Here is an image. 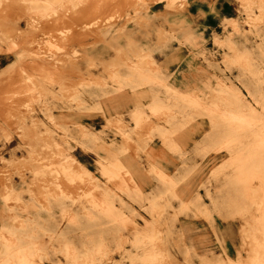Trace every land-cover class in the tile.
I'll list each match as a JSON object with an SVG mask.
<instances>
[{"label":"rangeland","instance_id":"obj_1","mask_svg":"<svg viewBox=\"0 0 264 264\" xmlns=\"http://www.w3.org/2000/svg\"><path fill=\"white\" fill-rule=\"evenodd\" d=\"M148 1L109 12L119 21L103 41L74 40L64 26L32 47L24 20L0 21V48L13 51L5 56L24 52L16 69L0 67L7 264H264V155L204 162L200 148L215 132L246 149L264 127V0ZM32 49L54 66L31 70L30 82ZM74 62L84 66L73 78ZM132 83L138 93L156 88L161 104L148 93L140 104L117 101L136 93ZM86 94L91 120H70Z\"/></svg>","mask_w":264,"mask_h":264},{"label":"bare ground","instance_id":"obj_2","mask_svg":"<svg viewBox=\"0 0 264 264\" xmlns=\"http://www.w3.org/2000/svg\"><path fill=\"white\" fill-rule=\"evenodd\" d=\"M163 0H158V2H162ZM167 7H170L172 0H164ZM150 7V3L148 0H0V21H3L2 23L9 24L14 23L15 25H19L22 20L25 21V23L30 26L33 29V32H35L34 35H32L30 38H28V43L32 46H38L40 47L42 45H46L47 43L53 42L55 39L59 38L61 36V32L59 30H63L65 27H71L70 29V35L73 36L72 39L74 40H80V41H87L89 36H93L96 38H99V41H103L108 34L112 32L113 29L117 27L116 23L119 21L118 19H115L110 16L108 13L111 11L116 10V12H127L130 13L131 11H137L140 9H147ZM33 8L42 9L44 12L40 11L37 12V16H34L32 14H29L26 16L25 10H32ZM107 14V17L105 15ZM113 23H111V21ZM37 27L41 28V35L38 33ZM105 37V38H104ZM13 39H9V41H12ZM72 41V40H71ZM18 50V47H17ZM12 47L3 49L0 48V67H2L4 64H7L3 68L6 67V72H9L10 70H14L17 68V65L22 64V54L20 56L14 55L9 57L5 55H9L12 53ZM29 55L32 56L34 59L36 58L38 62H30V63H23V72L25 73V77L30 82L33 80V75L30 73L33 69L40 70L41 76L47 75L49 72V69H51L53 65V59L50 58H41L43 54L41 52H36L35 50H30ZM20 57V58H19ZM149 58H152L150 56ZM18 59L17 61H14ZM14 61V62H13ZM163 61V60H162ZM165 61H163L164 63ZM71 75L74 78L75 75L80 74L82 66H84L81 62H74L71 63ZM2 68V69H3ZM90 69V66H89ZM132 87H127L131 89L133 92L136 91V93L133 95H130L128 93L121 94L120 96L116 97L117 101H125L132 99L136 104H140L144 102V100L147 98L146 93L150 97H153V101L156 102V104H161L162 98L158 94V90L155 89H149L147 92H140L142 88H138V85L136 83L131 84ZM33 86H29L26 88L27 91L31 90ZM125 89V88H124ZM26 91V92H27ZM115 89L111 90V93L114 92ZM122 93L121 89L119 88L116 92ZM127 92V91H124ZM89 99V96L86 94L84 95V107L81 108V99L79 102V107L77 110L73 107L75 105H78V100L76 98L75 102L72 103V105L69 106L68 111L72 112L68 114V117L70 120H74V122H83L87 119L91 120L90 115H88V109H89V102L87 101ZM243 100L241 98H237L235 101V106L240 107L243 105ZM107 105V102L102 103L104 106ZM84 109V110H82ZM111 109H108L106 113H111ZM77 111V112H75ZM84 112V113H83ZM35 114V111L33 110L31 113H29V116L32 117V115ZM107 114V115H108ZM107 118V117H106ZM26 119V118H25ZM196 126V125H195ZM205 124H200V127H204ZM189 130H187V135L191 134L193 131H197L198 127L194 126H187ZM193 135V134H191ZM198 135V134H197ZM192 137V136H191ZM211 139H214L216 142H213ZM227 137L215 133L214 134H208L205 135L204 140L201 144L202 152H205V155L207 156L205 158L204 162H212L214 160H221L224 158L226 154H235L239 151L242 152H251L254 154H262L264 155V127L261 128L260 132L258 133V138L252 137L250 138L247 150L246 149H237V148H230L226 144ZM180 144V143H179ZM183 146H187L188 144H181ZM76 146H79L77 143H75V146H72L74 149ZM153 150H159L160 147L158 145H154L152 148ZM250 150V151H249ZM229 152V153H227ZM225 153V154H224ZM261 158V157H260ZM250 161H252V157L249 158ZM73 165H79L80 162L77 158L73 156ZM201 159H198L200 161ZM207 160V161H206ZM121 162V161H120ZM83 172H88L89 175L93 176V173L89 170H87L85 167L82 170ZM94 177V176H93ZM192 186V182L190 181L187 185H185L184 188L181 187V191L185 192L189 187ZM4 213L0 212V220L3 221L5 216ZM3 233V232H2ZM0 233V242L5 240V236ZM74 241V238L68 239V241ZM62 240L60 241V243ZM9 255L7 254H0V264H7L10 262ZM34 264H43L42 261L36 262ZM45 264V263H44Z\"/></svg>","mask_w":264,"mask_h":264}]
</instances>
